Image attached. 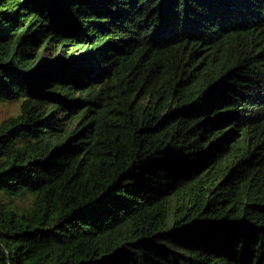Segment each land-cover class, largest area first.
I'll use <instances>...</instances> for the list:
<instances>
[{"label": "trees", "instance_id": "1", "mask_svg": "<svg viewBox=\"0 0 264 264\" xmlns=\"http://www.w3.org/2000/svg\"><path fill=\"white\" fill-rule=\"evenodd\" d=\"M0 103V264H264V0H0Z\"/></svg>", "mask_w": 264, "mask_h": 264}, {"label": "rangeland", "instance_id": "2", "mask_svg": "<svg viewBox=\"0 0 264 264\" xmlns=\"http://www.w3.org/2000/svg\"><path fill=\"white\" fill-rule=\"evenodd\" d=\"M20 106L16 103H0V122L10 115L19 113ZM23 205L28 204V200L21 199L19 201Z\"/></svg>", "mask_w": 264, "mask_h": 264}]
</instances>
